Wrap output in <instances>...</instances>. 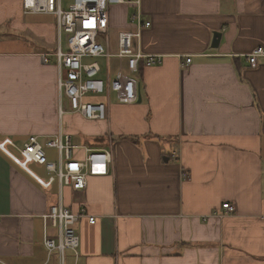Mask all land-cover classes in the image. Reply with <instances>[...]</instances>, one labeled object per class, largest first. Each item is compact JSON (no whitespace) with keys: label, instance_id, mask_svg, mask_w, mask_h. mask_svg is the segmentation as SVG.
Returning <instances> with one entry per match:
<instances>
[{"label":"crops","instance_id":"obj_1","mask_svg":"<svg viewBox=\"0 0 264 264\" xmlns=\"http://www.w3.org/2000/svg\"><path fill=\"white\" fill-rule=\"evenodd\" d=\"M22 1L0 0V145L23 162L21 148L37 137L58 168L64 153L45 143L65 137L70 160L101 150L111 162L106 175L86 176L84 190L57 179L44 188L33 178L48 179L44 166L27 163L26 172L0 147V264H60L43 245L42 222L60 200L95 217L73 225L77 255L66 250L63 264H264V55L254 68L247 60L264 52V0H139L150 22L139 51L154 64L140 60L133 104L118 103L106 84L102 121L68 113L55 58L42 62L65 35L53 15L26 14ZM133 12L109 8L98 37L107 51L135 31ZM113 59L115 71L110 59L99 65L104 82L126 71Z\"/></svg>","mask_w":264,"mask_h":264},{"label":"built area","instance_id":"obj_2","mask_svg":"<svg viewBox=\"0 0 264 264\" xmlns=\"http://www.w3.org/2000/svg\"><path fill=\"white\" fill-rule=\"evenodd\" d=\"M124 4L134 7L131 22L135 25V31L120 32L117 37L118 51L111 53L98 41V37L105 36L108 32L109 8ZM23 9L26 14L53 15L56 19L58 34L65 35L66 49L58 48L54 54H45L42 62L48 64L50 57L55 58L61 71L58 79V93L60 99H66L69 106L68 113H77L91 121L106 119L107 108L104 103L100 105L87 103L91 102L87 97L105 93L106 89L100 77V66L94 61L95 59L105 57L125 61L126 70L130 73H138L139 62L143 58H146L147 66L154 64V57L143 55L139 51L141 31L150 26V22L143 19L141 15L139 0H71L67 9H62L61 0H23ZM261 55H264V52L260 47L248 55L247 60L251 67L256 66V58ZM190 61V58H186L184 65L190 64ZM122 72L119 71L114 76L110 89L114 95L116 94L118 103H135L139 85L136 79L129 77V73L123 75ZM59 112L63 113L61 110ZM36 139V137H30L28 144L24 145V151L20 153L23 162L35 163L47 168L48 179H38L46 188L56 178L74 191H81L86 187V176H104L108 172V164L111 161L106 151L89 150L85 160L77 162L70 160V138H66L67 145H65L61 137H54L51 140L48 139L45 146L57 148L59 153H64L65 150L67 158L65 172L63 168L58 171L55 164L47 162L43 147ZM222 207L230 211L234 209L229 204H223ZM80 218H88L89 223H95V218L85 214L84 210L73 213L64 208L61 203L52 205L49 212L42 216L43 245L49 253L58 252L61 262L65 250L77 254L79 239L73 225ZM49 228L57 232V241L49 237Z\"/></svg>","mask_w":264,"mask_h":264},{"label":"rangeland","instance_id":"obj_3","mask_svg":"<svg viewBox=\"0 0 264 264\" xmlns=\"http://www.w3.org/2000/svg\"><path fill=\"white\" fill-rule=\"evenodd\" d=\"M62 2H63V7L66 9L67 8V6L70 4V0H62ZM63 7H62V9H63ZM22 8H23V1H22ZM24 10V9H23ZM132 11V10H131ZM131 11H130V13H129V16H130V14H131ZM43 14V13H42ZM46 15H50V14H46ZM56 27H57V24H56ZM111 44H112V41H111ZM66 47H67V45H66V39H65V36H63V39H62V48H63V50H65L66 49ZM58 50V49H57ZM56 50V51H57ZM263 50V49H262ZM55 51V52H56ZM55 52H53L52 54H54ZM257 57H259V56H257ZM117 59V58H116ZM98 63H99V65L100 66H102V67H104V64H105V62H104V60L106 61V58L105 57H102V59H95ZM85 63H88L89 61H84ZM125 62V61H124ZM109 63H110V66H111V68L115 71L116 70V65L114 64V59L113 58H110V60H109ZM249 63V62H248ZM125 65H126V63H125ZM256 65H257V63H256ZM251 66V65H250ZM256 67V66H255ZM252 68H254V67H252ZM119 72V71H118ZM127 73H129L130 74V76L129 77H131V78H134V79H136V81H137V84L139 85V81H138V78L136 77V75L138 74L137 72H134V73H130V72H127V70L124 72H122V74L123 75H126ZM117 73H115V75H116ZM113 76L111 77V79L110 80H106L105 82H104V89L106 88V84L107 83H109L110 82V84H111V82L113 81ZM102 79V78H101ZM103 80V79H102ZM104 81V80H103ZM111 86V85H110ZM139 87V86H138ZM104 94L105 93H99L98 95H94V96H89V97H87L88 99H92V98H96V100L97 101H91V102H87V103H91V104H95V105H100V104H103V102L102 101H100L99 100V98L100 97H103L104 96ZM139 94V93H138ZM116 95V94H115ZM87 96V95H86ZM85 96V97H86ZM116 99H117V97H116ZM139 99V95H138V98H137V100ZM65 101H66V99H65ZM137 102V101H136ZM105 104V103H104ZM121 104V103H120ZM133 104V103H132ZM69 107V106H68ZM77 114V113H76ZM78 115V114H77ZM79 116H81V115H79ZM83 118V117H82ZM91 121V120H90ZM75 127H76V125H75ZM34 137V136H33ZM30 138V137H29ZM29 138H28V140H27V142L25 143V144H28V142H29ZM37 138V137H36ZM52 138H49V140H51ZM64 139V144L65 145H67L66 144V139H65V137L63 138ZM36 141L37 142H39V140H38V138L36 139ZM24 151V145H23V147L21 148V152H23ZM107 152V151H106ZM108 153V152H107ZM109 154V153H108ZM87 155V154H86ZM110 155V154H109ZM64 157H65V159H64V161H65V163L63 164V166H61V165H58V171L61 169V168H63V172H65V170H64V166H65V164H66V162H67V158H66V152H65V150H64ZM50 159H52V160H54L55 158H56V156H50L49 157ZM110 161H111V157H110ZM48 163H51V164H54V163H52V162H50V161H47ZM45 168V167H44ZM46 169V171H47V168H45ZM47 174H49V172L47 171ZM50 177H51V175H50ZM56 179V178H55ZM45 183H48L49 181H44ZM53 182V181H52ZM52 182L51 183H49V185H51L52 184ZM48 185V186H49ZM68 186V185H67ZM64 208H66V209H68L69 210V208L68 207H66V206H64ZM223 208V207H222ZM82 210H84L85 211V209H80L78 212H81ZM70 212H71V210H69ZM226 211H228V212H230V213H232L233 211H234V209H233V211H230V210H226ZM85 214H86V211H85ZM43 215H45V214H43ZM42 215V216H43ZM88 215V214H87ZM89 216H91V215H89ZM91 217H93V216H91ZM95 218V217H94ZM88 219V218H87ZM89 222V221H88ZM91 224V223H90ZM50 238H52V239H55L56 241L58 240V236H57V232L55 233V234H52V235H50L49 236ZM74 255H77V254H74Z\"/></svg>","mask_w":264,"mask_h":264},{"label":"bare ground","instance_id":"obj_4","mask_svg":"<svg viewBox=\"0 0 264 264\" xmlns=\"http://www.w3.org/2000/svg\"><path fill=\"white\" fill-rule=\"evenodd\" d=\"M110 91H111V89H110ZM112 92V91H111ZM88 101H94V100H92V99H88ZM72 114H76V113H72ZM7 143H9L10 144V142H7ZM12 144V143H11ZM13 145V144H12ZM0 147H1V149L3 150V151H5L12 159H14V160H16V162H17V164L21 167V168H23L26 172H29V173H31L29 170H28V168H27V163H25V162H22V161H20V160H18L15 156H13V155H11L8 151H7V149L5 148V146H4V144H1L0 145ZM52 149H56V150H58L57 148H52ZM59 152V151H58ZM60 155H62L63 153H59ZM48 160V159H47ZM33 178H34V180L39 184V185H41L42 187H44L39 181H38V179H41V178H39V177H34L33 176ZM58 186L61 188V187H63L64 186V183H62V182H59L58 181ZM44 188H46V187H44ZM62 204V201L60 200L59 201V203H57V204ZM49 210H50V208L48 209V211H47V213L49 212ZM42 222H43V220H42ZM76 224V223H75ZM49 232V231H48ZM43 233H44V225H43ZM78 239H79V237H78ZM79 246V245H78ZM66 251V250H65ZM64 251V252H65ZM56 252V251H55ZM63 252V253H64ZM51 253H54V252H48V254H51ZM56 253H58V252H56ZM59 254V253H58ZM60 264H63L62 262H60Z\"/></svg>","mask_w":264,"mask_h":264},{"label":"water","instance_id":"obj_5","mask_svg":"<svg viewBox=\"0 0 264 264\" xmlns=\"http://www.w3.org/2000/svg\"><path fill=\"white\" fill-rule=\"evenodd\" d=\"M220 37V34L219 33H214V39H213V47H216L218 44V39Z\"/></svg>","mask_w":264,"mask_h":264}]
</instances>
